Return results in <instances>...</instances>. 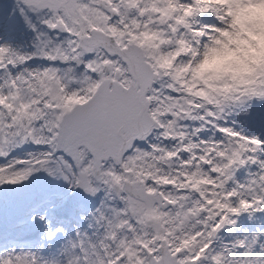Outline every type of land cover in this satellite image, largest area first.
Returning <instances> with one entry per match:
<instances>
[{"label":"snow or ice","instance_id":"6c2138e0","mask_svg":"<svg viewBox=\"0 0 264 264\" xmlns=\"http://www.w3.org/2000/svg\"><path fill=\"white\" fill-rule=\"evenodd\" d=\"M0 264H264V0H0Z\"/></svg>","mask_w":264,"mask_h":264}]
</instances>
